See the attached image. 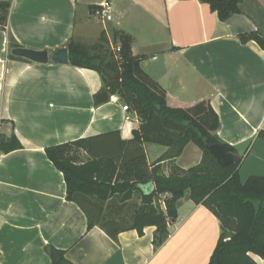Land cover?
<instances>
[{
    "label": "crops",
    "instance_id": "obj_1",
    "mask_svg": "<svg viewBox=\"0 0 264 264\" xmlns=\"http://www.w3.org/2000/svg\"><path fill=\"white\" fill-rule=\"evenodd\" d=\"M10 1L8 25L0 29V134L15 133L22 147L0 152V264H51L50 247L64 250L73 264H209L221 224L188 196L179 200L178 218L159 246L155 226L143 234L123 231L117 239L100 226L88 229L85 212L67 200L64 174L46 147L114 130L131 139L140 118L125 112L122 99L94 105L103 86L97 71L13 59L10 42L52 51L70 38L99 40L103 31L110 45H120L116 32L130 35L133 53L144 57L141 67L165 89L167 104L188 108L208 101L219 116V139L239 154L248 151L242 166L252 162L251 172L261 175L264 49L255 40L243 42L241 35L264 37V0H241V12L225 21L201 0ZM105 2L109 20L92 8ZM169 150L146 143L149 165L159 164L169 175L173 165L187 170L202 160L194 143L178 157ZM80 156L86 158L84 152ZM140 196L135 192L133 200L140 203ZM254 258L264 264V258Z\"/></svg>",
    "mask_w": 264,
    "mask_h": 264
},
{
    "label": "trees",
    "instance_id": "obj_2",
    "mask_svg": "<svg viewBox=\"0 0 264 264\" xmlns=\"http://www.w3.org/2000/svg\"><path fill=\"white\" fill-rule=\"evenodd\" d=\"M201 1L223 21L241 12V0ZM10 8V0H0L2 30L8 25ZM92 8L96 11L100 6ZM114 39L120 42L119 54L112 50L104 31L92 46L70 38L66 43L70 64L99 73L103 86L94 94L96 107L117 94L139 116L141 125L131 139H123L120 131L114 130L46 147L48 158L64 174L67 200L85 212L89 230L100 226L117 239L123 231L136 229L143 234L145 227L155 226L154 243L159 246L169 236V224L178 218L179 200L188 196L206 206L221 224L209 264H257L254 255L264 258V175H250L243 182L240 168L248 151L239 154L219 139L220 120L211 104L203 100L188 108L169 106L165 89L142 69L144 57L133 53L131 36L116 32ZM241 40H255L264 49L260 33L242 34ZM16 47L22 45L12 39L10 48ZM9 56L31 62L11 52ZM258 137L264 139V128ZM206 140L224 145L235 162L219 165L205 147ZM146 143L168 146L171 157L180 156L194 143L203 151V159L187 170L173 165L166 175L159 164L149 165ZM21 147L15 133L0 134V152ZM80 152L86 154L85 159ZM147 186L151 187L141 191ZM137 191L140 203L132 208ZM49 255L51 264H73L64 250L50 247Z\"/></svg>",
    "mask_w": 264,
    "mask_h": 264
},
{
    "label": "water",
    "instance_id": "obj_3",
    "mask_svg": "<svg viewBox=\"0 0 264 264\" xmlns=\"http://www.w3.org/2000/svg\"><path fill=\"white\" fill-rule=\"evenodd\" d=\"M11 54L39 64H70L69 50L66 46L52 51H49L48 49H34L22 46L13 48ZM205 147L222 167L232 165L235 162V156L228 152L224 145L206 140Z\"/></svg>",
    "mask_w": 264,
    "mask_h": 264
},
{
    "label": "built area",
    "instance_id": "obj_4",
    "mask_svg": "<svg viewBox=\"0 0 264 264\" xmlns=\"http://www.w3.org/2000/svg\"><path fill=\"white\" fill-rule=\"evenodd\" d=\"M95 13H96L97 16H99L103 20H105V19L109 20V19L112 18L111 9H110V5H109L108 2L103 3L100 6V9H97L95 11ZM111 48L116 54H119L120 51H121V46L120 45H116L114 43L111 44ZM110 101L118 103V102L121 101V98L117 94H114V95L111 96ZM123 109L125 110V112L130 111V108L128 107L127 104H123ZM126 119L129 120L130 117L127 116Z\"/></svg>",
    "mask_w": 264,
    "mask_h": 264
},
{
    "label": "rangeland",
    "instance_id": "obj_5",
    "mask_svg": "<svg viewBox=\"0 0 264 264\" xmlns=\"http://www.w3.org/2000/svg\"><path fill=\"white\" fill-rule=\"evenodd\" d=\"M78 18H79V24H80V21L82 20L83 18V11H80L79 12V15H78ZM79 41V40H78ZM98 41V39L95 41V40H91V39H87L86 42H82L83 44L87 45V46H92L93 44H95L96 42ZM123 101V100H122ZM123 104H126L125 101H123ZM202 151V150H201ZM202 159H203V151H202ZM202 161V160H201ZM252 163V162H251ZM251 163H246L244 166L241 165V170H240V176L242 178L243 181H246V179L252 175V174H257V175H260L258 173H254V172H251L253 171L250 164ZM255 171V170H254ZM261 175H264V174H261ZM137 200L138 198L136 197V199L134 201H132V208L135 206V204L137 203ZM130 204V203H129ZM164 206V205H163ZM261 262V261H260ZM257 263V261H256Z\"/></svg>",
    "mask_w": 264,
    "mask_h": 264
}]
</instances>
